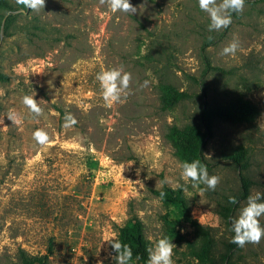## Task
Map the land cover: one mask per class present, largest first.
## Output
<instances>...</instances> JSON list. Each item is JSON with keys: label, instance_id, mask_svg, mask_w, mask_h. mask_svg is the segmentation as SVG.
Here are the masks:
<instances>
[{"label": "rangeland", "instance_id": "rangeland-1", "mask_svg": "<svg viewBox=\"0 0 264 264\" xmlns=\"http://www.w3.org/2000/svg\"><path fill=\"white\" fill-rule=\"evenodd\" d=\"M4 1L14 11L0 8V264H22V253L115 264L107 241L134 220L146 257L133 264H146L163 236L175 245L173 264H264V238L238 247L228 228L247 197L264 191V0H246L228 28L212 32L196 0H130L133 16L99 0H45L33 11ZM233 40L236 55H221ZM113 67L131 79L124 102L109 107L95 77ZM24 95L41 115L28 113ZM65 113L77 124L65 129ZM36 129L48 133L46 145L32 139ZM176 135L202 140L215 190L180 179L179 163L194 158ZM195 224L212 242L203 262L191 255Z\"/></svg>", "mask_w": 264, "mask_h": 264}, {"label": "clouds", "instance_id": "clouds-1", "mask_svg": "<svg viewBox=\"0 0 264 264\" xmlns=\"http://www.w3.org/2000/svg\"><path fill=\"white\" fill-rule=\"evenodd\" d=\"M100 4H106L110 12H122L129 15L137 14V7L130 3V0H99ZM199 9L206 12L209 17L208 31H220L226 29L232 23L233 13L239 14L244 10L246 0H196ZM19 5L25 9L39 10L43 9L45 0H17ZM211 39V37H210ZM239 48L237 40L228 43L221 50V55L235 56ZM150 76L151 73H148ZM95 79L99 82L101 89V98L110 107L114 103H123L127 98L129 81L131 74L124 71L122 67H113L103 69L96 74ZM149 80H144L141 88L147 87ZM2 94V92H0ZM122 97L124 99H122ZM21 103L28 113L34 116L42 114V109L34 96L24 95L21 97ZM8 120L20 123L15 114L7 117ZM77 124V120L71 113H65L63 127L71 128ZM32 139L38 145H46L49 142V136L43 129H36L32 133ZM180 179L186 183L190 182L192 187L198 188L201 193L208 190H215L220 178L216 175H209L207 165L200 159L191 161H182L179 163ZM203 185L204 187H200ZM177 187H182L177 185ZM161 198L164 193H160ZM228 203L236 205L238 199L235 196L228 198ZM264 217V191H258L255 195L247 197L246 204L240 209L238 216L229 217L228 228L232 233L230 243L243 247L248 243L258 244L264 238V225L260 218ZM113 251L115 264H133V251L130 245L117 240L107 241ZM175 245L171 240L163 236L159 238L148 249V258L146 264H173V248ZM136 261L140 256L135 257Z\"/></svg>", "mask_w": 264, "mask_h": 264}, {"label": "trees", "instance_id": "trees-1", "mask_svg": "<svg viewBox=\"0 0 264 264\" xmlns=\"http://www.w3.org/2000/svg\"><path fill=\"white\" fill-rule=\"evenodd\" d=\"M0 8H4L10 13L14 11L12 10V7L9 6L7 2L4 0H0ZM9 17L10 15L5 16L2 22L7 23ZM203 60H204L203 73L205 74L207 73V71L211 70L212 67L210 66V62L205 55H203ZM175 143L179 147L181 153L184 156L190 157V159L194 158L203 161L202 140L201 142L196 140L187 141L185 137H182L181 135H176ZM239 156L240 155L238 152L232 156L236 163L239 162L240 159ZM174 197H175L174 199L177 202H179L182 205V207H185L184 202L181 198H179L176 194ZM194 227H195V237L193 238V240H197L198 249L195 250L194 245H192L194 251H192L191 255L194 256L198 261L203 262L206 259L207 255L209 254L210 248L212 246V242L208 239L207 229L199 226L198 224H195ZM117 239L120 242L126 243L131 246L133 251V257H136L137 255L140 256V259H144L146 257L145 256L146 248L142 242V240H144L142 238V226L138 220H134L133 222L130 221L124 227L120 228ZM20 260L22 264H47V255L43 257H31V256H26L25 254L22 253V255L20 256Z\"/></svg>", "mask_w": 264, "mask_h": 264}]
</instances>
